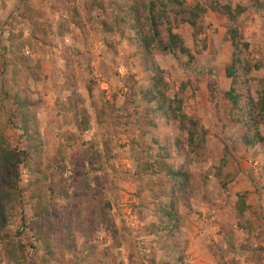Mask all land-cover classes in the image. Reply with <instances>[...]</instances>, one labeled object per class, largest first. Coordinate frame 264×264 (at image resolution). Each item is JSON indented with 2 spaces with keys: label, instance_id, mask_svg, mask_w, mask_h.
<instances>
[{
  "label": "rangeland",
  "instance_id": "rangeland-1",
  "mask_svg": "<svg viewBox=\"0 0 264 264\" xmlns=\"http://www.w3.org/2000/svg\"><path fill=\"white\" fill-rule=\"evenodd\" d=\"M185 2L206 10L196 28L174 31L191 60L146 55L128 0H0V132L11 151L27 152L14 157L21 201L10 225L26 264H264V118L253 110L264 94V0ZM217 4L244 10L238 52ZM235 58L233 106L226 68ZM158 76L197 123L191 140L145 103ZM168 168L189 175L173 195ZM9 173L0 170L1 202ZM170 199L174 223L163 212ZM187 223L218 231L198 239ZM0 264H9L2 251Z\"/></svg>",
  "mask_w": 264,
  "mask_h": 264
},
{
  "label": "trees",
  "instance_id": "trees-1",
  "mask_svg": "<svg viewBox=\"0 0 264 264\" xmlns=\"http://www.w3.org/2000/svg\"><path fill=\"white\" fill-rule=\"evenodd\" d=\"M126 14L132 19L131 28L135 34L136 45L143 50V52L150 56L153 52H160L164 54H175L178 52L182 56H186L189 60L192 57L189 54L188 49L185 48L181 37L174 33L180 25H188L191 28H196L200 19L205 15L206 10L197 5L188 6L185 0H128V6L125 8ZM213 11L225 17L229 22L228 37L234 51L239 50L238 30L236 28L237 18L244 12L243 9L236 7L232 8L229 5L219 6L215 5ZM119 23L123 22V19L117 17ZM166 27L164 31L162 29ZM163 32L165 35H163ZM22 48V47H21ZM239 62L238 58L232 61V64L226 68L227 79L232 80V87L225 93V97L233 105H237L239 101V94L235 92L233 88L235 84V75L237 72L236 64ZM72 77V76H71ZM70 78V77H69ZM153 84L149 90L141 93L147 102L153 106V110L156 113H160L166 120L178 121L182 129H184L189 139L193 137L191 128L197 127V123L188 119L180 111V103L171 102L166 99L167 85L162 81L160 76L153 78ZM68 85V84H67ZM73 101L76 102V107L80 105V100L74 86L71 85L66 88ZM17 103L20 108H26L29 103L16 97ZM253 110H258L264 118V94L258 98L257 102L253 104ZM81 115H86L85 111H81ZM25 119L26 130H31L34 127V134L30 135V139L38 137V132L34 125L29 124L32 122L31 118H28L27 112L23 113ZM88 118L84 119V126L88 128ZM86 128V129H87ZM257 136V135H256ZM259 138V135L255 139ZM259 140V139H258ZM256 143V142H255ZM254 142L248 141L250 146L255 145ZM162 148V147H161ZM27 155V152L16 154L11 151L6 138L0 132V170H10V184L8 185L10 192L8 194L1 195L3 202L0 199V253L2 251L3 258L9 264H26V251L25 246L18 240L17 234L12 233L10 225L13 224L14 216L12 210L21 201V194L19 192V162L14 157ZM163 158L158 156L157 165L162 168V164H159ZM156 166V165H155ZM154 166H150L153 168ZM165 177L171 182V195L176 191V188L185 186L188 183L189 175L183 171L175 170L172 168L164 171ZM175 194V193H174ZM171 198V196H170ZM171 200V199H170ZM168 206V207H167ZM167 209L163 212L165 216L170 220V223H174L176 219V212L174 211V202L171 200L170 205H166ZM238 211L243 214L247 210V206L244 203L243 198L238 197L237 202Z\"/></svg>",
  "mask_w": 264,
  "mask_h": 264
},
{
  "label": "crops",
  "instance_id": "crops-1",
  "mask_svg": "<svg viewBox=\"0 0 264 264\" xmlns=\"http://www.w3.org/2000/svg\"><path fill=\"white\" fill-rule=\"evenodd\" d=\"M262 193L264 194V190L262 191ZM187 225L190 226V228H193V229L195 228L194 235H196V237L198 235V239L202 238L204 234L214 235L215 232L218 231L217 223H213V225L211 226H205V224L203 223H189V224L187 223ZM189 239L190 241L193 240L192 238H189Z\"/></svg>",
  "mask_w": 264,
  "mask_h": 264
},
{
  "label": "built area",
  "instance_id": "built-area-1",
  "mask_svg": "<svg viewBox=\"0 0 264 264\" xmlns=\"http://www.w3.org/2000/svg\"><path fill=\"white\" fill-rule=\"evenodd\" d=\"M255 165V164H254Z\"/></svg>",
  "mask_w": 264,
  "mask_h": 264
}]
</instances>
